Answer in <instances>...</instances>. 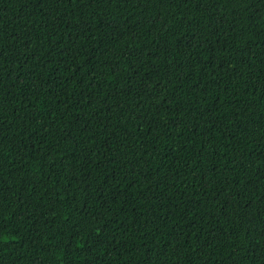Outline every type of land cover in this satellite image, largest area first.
<instances>
[{
	"label": "trees",
	"instance_id": "obj_1",
	"mask_svg": "<svg viewBox=\"0 0 264 264\" xmlns=\"http://www.w3.org/2000/svg\"><path fill=\"white\" fill-rule=\"evenodd\" d=\"M0 264H264V0H0Z\"/></svg>",
	"mask_w": 264,
	"mask_h": 264
}]
</instances>
